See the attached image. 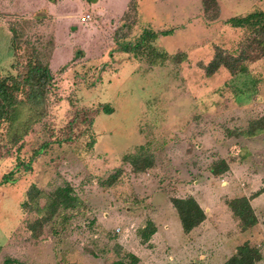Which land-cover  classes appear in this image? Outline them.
Returning a JSON list of instances; mask_svg holds the SVG:
<instances>
[{"label": "rangeland", "instance_id": "374dc122", "mask_svg": "<svg viewBox=\"0 0 264 264\" xmlns=\"http://www.w3.org/2000/svg\"><path fill=\"white\" fill-rule=\"evenodd\" d=\"M214 1L0 0V71L10 70L13 31L54 80L46 119L17 143L0 128V264H130V254L137 264H223L245 242L264 264V131L245 135L264 118V60L244 62V74L202 69L217 49L240 54L251 29L229 19L264 10V0ZM141 36L154 57L136 47ZM80 108L92 121L68 127ZM137 154L152 166L135 174L125 158ZM218 160L227 169L213 175ZM67 184L81 207L32 235L37 207ZM31 187L39 197L25 210ZM188 197L205 220L186 235L170 200ZM240 197L257 217L245 232L227 205ZM148 222L155 233L143 241Z\"/></svg>", "mask_w": 264, "mask_h": 264}, {"label": "trees", "instance_id": "16d2710c", "mask_svg": "<svg viewBox=\"0 0 264 264\" xmlns=\"http://www.w3.org/2000/svg\"><path fill=\"white\" fill-rule=\"evenodd\" d=\"M211 1L215 4L214 0H203L204 9L208 8ZM125 15L126 13L124 14V18H126ZM229 22L235 27L246 26L250 28L252 36L248 38L247 43H245V48L237 57L231 56L221 49H217L210 62L202 66L207 77L217 73L221 67L228 70L232 75L244 74L248 71L247 67L243 64L244 62L264 60V10L249 13L241 18H231ZM144 36H141L143 42L138 43L136 47L140 48V45L146 42ZM142 47L143 49L146 48L145 50L150 57L155 56L153 54L156 52L154 48L149 45H143ZM8 50L12 59L10 70L8 69L5 73L0 71V128L3 127L5 134H9L13 142L17 143L21 137L19 134L25 133V130L34 123L41 122L47 118L49 96L53 88L54 80L48 65L43 64L38 59L35 48L29 42L21 41L13 31L9 39ZM17 51H20V55L25 57V62H20ZM161 56H165V53H161ZM79 116L81 123H89L93 119L88 110L80 108L74 112V118L68 127H71L72 123ZM263 131L264 118H261L251 123L245 135L254 136ZM50 133L52 135V132ZM66 141L68 142L69 140ZM47 146L48 143L41 144L37 149L33 150L31 159L27 164L21 165L26 169H30L31 164L44 152ZM125 159L130 164L131 171L135 174L144 172L152 166L151 157L144 156V154L127 156ZM226 169L227 164L222 160H218L211 167V173L213 175H220ZM121 174V170H117L106 180L107 185H114ZM4 181V183H12L15 180L11 181L6 176L4 177ZM263 191H256L252 195V199L257 198ZM26 195L27 198L21 203V208L32 210L36 198L39 197V190L31 187ZM170 202L179 217L184 234H189L205 220L203 209L193 197L171 198ZM227 205L238 220L241 231L245 232L256 226L257 217L251 207L249 198L240 197L232 199L227 202ZM80 207V200L74 195L73 189L68 184L64 187H58L50 194L46 206L41 208L37 207L36 211L41 216L39 219L30 223L28 227L32 235L37 236L40 232L37 234L35 232L37 229L40 230L43 223L46 224L54 219L55 216L65 215L68 211L77 210ZM154 233V224L148 222L140 237L143 241H147ZM127 257L131 260L130 264L138 263L136 256L130 254ZM260 260L261 253L259 250L249 246L245 242L238 246L234 254L223 264H257Z\"/></svg>", "mask_w": 264, "mask_h": 264}, {"label": "built area", "instance_id": "2783aa9c", "mask_svg": "<svg viewBox=\"0 0 264 264\" xmlns=\"http://www.w3.org/2000/svg\"><path fill=\"white\" fill-rule=\"evenodd\" d=\"M86 17H88V18H89V16H86Z\"/></svg>", "mask_w": 264, "mask_h": 264}]
</instances>
